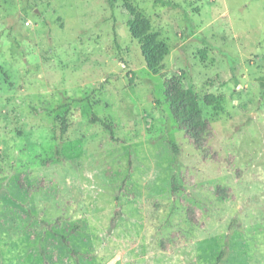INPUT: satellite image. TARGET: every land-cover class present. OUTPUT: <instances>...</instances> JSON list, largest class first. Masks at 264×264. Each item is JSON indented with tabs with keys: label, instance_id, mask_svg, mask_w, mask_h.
<instances>
[{
	"label": "rangeland",
	"instance_id": "rangeland-1",
	"mask_svg": "<svg viewBox=\"0 0 264 264\" xmlns=\"http://www.w3.org/2000/svg\"><path fill=\"white\" fill-rule=\"evenodd\" d=\"M169 1L0 0V264H264V0Z\"/></svg>",
	"mask_w": 264,
	"mask_h": 264
},
{
	"label": "trees",
	"instance_id": "trees-1",
	"mask_svg": "<svg viewBox=\"0 0 264 264\" xmlns=\"http://www.w3.org/2000/svg\"><path fill=\"white\" fill-rule=\"evenodd\" d=\"M153 1L157 4L171 5L169 0ZM130 28L134 37L141 43V49L148 66L151 69L157 70L164 56L169 53V48L165 43L160 42L153 34L145 33L137 18L130 21ZM232 65V69L235 71V65ZM185 74L186 71L182 70L180 74L167 78L165 80V92L171 104L172 111L181 126L185 129L188 138L196 148L203 149L206 146L205 139L213 135V130L211 129L209 120L201 116L198 95L186 87L184 79ZM234 78L239 83L237 74H234ZM209 100L211 102L213 101L211 97H209ZM104 124L111 130V134L114 135L112 126L108 123ZM171 144L175 153H179L178 145L174 141H171ZM173 187L174 191H176L175 179ZM227 251L228 245L224 246L221 250L218 260L223 259Z\"/></svg>",
	"mask_w": 264,
	"mask_h": 264
}]
</instances>
